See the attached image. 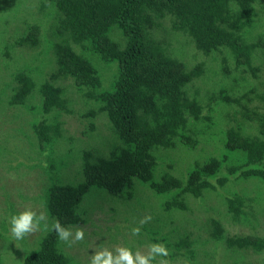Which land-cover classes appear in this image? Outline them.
<instances>
[{"label": "trees", "instance_id": "obj_1", "mask_svg": "<svg viewBox=\"0 0 264 264\" xmlns=\"http://www.w3.org/2000/svg\"><path fill=\"white\" fill-rule=\"evenodd\" d=\"M33 1L40 17L19 44H44L38 54H47L35 65L42 79L24 63L3 100L6 111L23 105L42 114L30 124L37 150L26 130L27 137L19 133L26 155L11 156L18 166L39 167L46 183L50 176L40 188L49 225L93 221L103 206L91 211L90 201L101 195L107 206L116 199L120 206L101 219L104 230L114 233L115 225L138 243L164 244L168 264H251L242 252L264 251V234L229 233L222 214L205 215L215 207L204 196L217 190L233 222L264 220V105L252 104L264 100V0H0V11ZM13 17L0 15V24ZM197 54L189 67L186 56ZM50 62L55 68L48 73ZM77 102L88 119L82 137L68 135L57 119ZM67 138L82 149L80 167L63 177ZM44 146L52 147L46 157L27 164ZM188 197L203 199L197 204L204 215ZM145 216L151 220L140 225ZM63 247L47 231L21 264L75 262Z\"/></svg>", "mask_w": 264, "mask_h": 264}, {"label": "rangeland", "instance_id": "obj_2", "mask_svg": "<svg viewBox=\"0 0 264 264\" xmlns=\"http://www.w3.org/2000/svg\"><path fill=\"white\" fill-rule=\"evenodd\" d=\"M12 4H6L4 7L10 6L11 10L3 9L0 11V15L5 13L13 14L15 17L6 21L5 24H0V143L2 142L5 146V151L2 150V154L0 153V254L2 257L1 264H21L29 251L37 248L39 244V238L41 235L47 231L40 230L33 234L26 236L24 239L16 240L10 231V223L9 220L12 215L18 214L25 209H32L36 211L38 214L40 212H46L45 208L43 209V197L41 195L40 188H44L50 181V176H48L47 183L44 180V176L39 167H31L33 169H28L25 166H18L17 159L14 156L16 154H22L27 152V140L19 136V133L23 136L27 135L24 131L31 135L32 141H36V144L32 146V148L36 151V147L38 144L37 139H35V134L33 132V127L30 128V124L33 125V122L40 121L43 119L42 114L39 113L36 109H28L25 106L21 105H13L14 108L12 112L7 110L8 105L6 101L3 100V97L6 98L10 96L13 91V87L17 85V81L13 80V74L17 71L18 68H22L24 63L29 64L30 67L34 68L33 77H38L42 79V75L39 76L35 65L38 63L36 58H41L47 54L39 55L38 52L44 48V44L41 43L38 47L33 49L27 48V46H21L19 44V40L22 36H24L27 31L29 25H31L30 21L35 17H40L39 11H37V3L33 1L32 6H17L14 7ZM28 13H33L31 18ZM0 22H2V18H0ZM3 23V22H2ZM28 26V27H27ZM47 25L44 24V28ZM121 37V35H120ZM177 47L179 45L177 44ZM13 49H16L17 52H14ZM175 51V50H172ZM178 50L175 51L176 55L178 54ZM196 59L191 55L187 58L188 66L192 67L197 61L200 60V55ZM180 56V54L178 55ZM184 58V60H186ZM48 62V61H46ZM51 63V62H50ZM46 64L44 70L48 73L51 72L55 67L53 63ZM253 63L256 65L257 57L254 59ZM261 81H264V69L261 74ZM68 82L71 81L68 79ZM71 88V87H70ZM264 89L263 85H260L261 92ZM73 90L77 94V90L73 88ZM73 94V96H76ZM255 96V94L253 95ZM37 94H35L32 98H30L27 102H31L32 100L36 101ZM252 104L258 105L259 108L264 105V100L253 98ZM73 112L63 111L58 117V121H60L59 125L65 130L68 135H73L76 137H82L81 131L88 125V119L82 116L83 110L81 108V104L78 102L72 106ZM50 117V115H48ZM94 137L96 139L105 138L104 135H98L97 132H94ZM71 138H67L66 141H62L61 143H67V156H63L64 160L62 161V167H60V173L63 177H68V169H71L75 166L80 167V157H81V149L82 147L78 142H74L72 144ZM60 145V143H59ZM56 148H59L58 146ZM2 146H0V150ZM52 150L50 146L45 147L42 153L30 154V157L26 158V163L30 164V162L41 161L46 157V152L48 153ZM106 153V152H105ZM9 154V155H8ZM61 156V155H60ZM59 156V157H60ZM59 157L54 156L55 159ZM21 160V157L18 158V161ZM55 176H58L55 174ZM218 194V196H217ZM220 197V193L216 190L214 193L210 195H205L206 202L211 201V205L215 207V210L212 212L211 210L205 213L208 215H223L222 224L223 228L231 234H264V220L260 217L259 220H253L249 224L236 223L228 219L226 216V204L218 201ZM109 199V198H108ZM188 200L191 202H195L193 206H195L198 211V215L203 214L204 210L200 206V203L203 199H192L188 197ZM221 200V199H219ZM91 211H96V205L101 204L103 206V212L92 213L94 218L93 221L82 225V226H72L69 227L73 230V233L76 227H81L84 229V239L79 242L69 243L60 240V243L64 246V250L69 251L72 254L75 262L71 264H90L92 255L103 248H107L113 252L115 249L120 246H126L131 248L133 253L139 250L141 253H147L149 244L138 243L131 236V232L128 229L118 230L115 229V225L113 226L114 233L112 231H106L105 223H101V219L104 218L106 221V217L111 215L113 211L110 207L116 209V212L120 209L118 205L119 201H109L108 206L105 204V198L101 197V195H94L92 200L90 201ZM133 203V202H132ZM131 203V204H132ZM197 203H200L197 204ZM95 206V207H94ZM89 210V208H88ZM177 212V211H176ZM179 217L182 214L176 213ZM178 220V219H177ZM4 224V226H2ZM128 226V224H127ZM113 233V234H110ZM114 239V240H113ZM20 241L22 243H20ZM127 244V245H126ZM32 248V249H31ZM242 256L246 260H251V264L261 263L263 264L264 251L262 252H254L251 250H245L242 252ZM163 258L161 256H157L153 264H159V261ZM165 260V259H163ZM174 264H180L179 262H174Z\"/></svg>", "mask_w": 264, "mask_h": 264}, {"label": "clouds", "instance_id": "obj_3", "mask_svg": "<svg viewBox=\"0 0 264 264\" xmlns=\"http://www.w3.org/2000/svg\"><path fill=\"white\" fill-rule=\"evenodd\" d=\"M151 220V216H145L140 220V225H143ZM10 231L16 240L24 239L26 236L37 231H55L58 238L64 242L72 243L82 241L84 239V229L76 227L74 233L69 227L61 224L59 219H55L51 225L48 223L47 212L39 214L32 209L14 214L10 220ZM132 234L140 235V227H134ZM169 251L162 243H154L148 246L147 253H141L137 250L135 253L131 248L120 246L115 249V252L103 248L96 251L91 258L90 264H153L157 256L167 257ZM159 264H168L167 260H160Z\"/></svg>", "mask_w": 264, "mask_h": 264}]
</instances>
